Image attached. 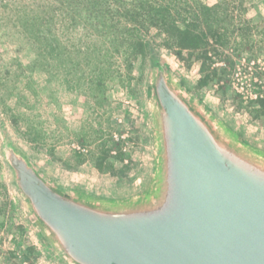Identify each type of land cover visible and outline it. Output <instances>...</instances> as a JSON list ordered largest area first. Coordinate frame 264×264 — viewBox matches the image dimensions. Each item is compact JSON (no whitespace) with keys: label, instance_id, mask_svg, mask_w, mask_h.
Wrapping results in <instances>:
<instances>
[{"label":"rangeland","instance_id":"rangeland-1","mask_svg":"<svg viewBox=\"0 0 264 264\" xmlns=\"http://www.w3.org/2000/svg\"><path fill=\"white\" fill-rule=\"evenodd\" d=\"M44 1L0 0V264H65L14 185L1 132L60 184L112 201L143 197L155 188L158 173L151 83L159 61L227 125L264 149V113L257 118L256 108L244 111L256 101L244 100L231 85L237 62L264 56V0L172 6L174 14L201 13L200 28L217 27L219 41L210 37L180 57L153 27L150 53L138 57L130 72L122 66L107 73L101 88L71 78L78 34L69 30L67 14L60 12L52 32L45 23L23 24L27 14L44 13ZM198 2L213 8L201 11ZM36 30L57 36L60 55L47 49L46 36L32 37Z\"/></svg>","mask_w":264,"mask_h":264},{"label":"water","instance_id":"water-1","mask_svg":"<svg viewBox=\"0 0 264 264\" xmlns=\"http://www.w3.org/2000/svg\"><path fill=\"white\" fill-rule=\"evenodd\" d=\"M158 173L112 201L60 184L1 132L31 216L65 264H264V149L159 61L151 83Z\"/></svg>","mask_w":264,"mask_h":264},{"label":"trees","instance_id":"trees-1","mask_svg":"<svg viewBox=\"0 0 264 264\" xmlns=\"http://www.w3.org/2000/svg\"><path fill=\"white\" fill-rule=\"evenodd\" d=\"M198 4L201 11L213 8ZM187 5V0H47L39 5L44 13L27 14L23 24L33 27L45 23L46 30L52 32L58 16L67 14L69 30L78 34L75 46L79 54V58L72 61V74H69L77 78L76 84H95L101 88L107 73L122 70V66L130 72L138 57L150 53L152 43L148 34L153 27L166 35L165 46L176 48L180 57L184 50L201 49L210 37L218 42L219 29L210 24L207 29H201V13L188 15V19L184 15L187 10L182 8ZM172 6H182L184 13L174 14ZM36 32L39 34L32 37L46 36L47 49L50 47V52L60 55L61 46L56 35ZM252 104L245 105L243 110L256 108L259 118L264 113V100Z\"/></svg>","mask_w":264,"mask_h":264},{"label":"built area","instance_id":"built-area-1","mask_svg":"<svg viewBox=\"0 0 264 264\" xmlns=\"http://www.w3.org/2000/svg\"><path fill=\"white\" fill-rule=\"evenodd\" d=\"M231 85L246 101L264 100V56L244 57L237 62L231 76Z\"/></svg>","mask_w":264,"mask_h":264}]
</instances>
